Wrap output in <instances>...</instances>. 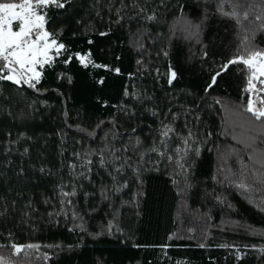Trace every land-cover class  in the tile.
I'll use <instances>...</instances> for the list:
<instances>
[{"label": "trees", "instance_id": "trees-1", "mask_svg": "<svg viewBox=\"0 0 264 264\" xmlns=\"http://www.w3.org/2000/svg\"><path fill=\"white\" fill-rule=\"evenodd\" d=\"M219 2L65 0L43 10L45 29L67 51L41 70L39 91L0 81V256L264 264V120L246 111L248 69H223L264 50L255 20L264 4L226 0L237 24L217 12ZM88 52L106 67L73 55ZM61 187L76 196L58 195ZM11 243L40 247L17 257Z\"/></svg>", "mask_w": 264, "mask_h": 264}, {"label": "snow or ice", "instance_id": "snow-or-ice-1", "mask_svg": "<svg viewBox=\"0 0 264 264\" xmlns=\"http://www.w3.org/2000/svg\"><path fill=\"white\" fill-rule=\"evenodd\" d=\"M225 2L226 0H220L217 12L222 16L236 19L237 24H239L240 19L235 10L232 12L224 10ZM260 3L264 4V0H260ZM50 6L64 8L65 0H21L19 3L0 2V81H10L17 86L26 85L33 90L39 91L37 85L40 84L43 75L41 70L46 65L51 66L55 57H59L63 52L67 51L65 44L59 43L55 36L45 29L46 16L43 10ZM148 19H153V17L150 16ZM244 19H248L247 12L244 13ZM255 20L261 21L259 27L264 29V17L257 15L255 16ZM14 23L17 30H13ZM105 34L101 33V35ZM246 42L245 38L244 43ZM73 55L84 67H88L89 65L106 67L95 64L91 59L90 52L85 54L74 53ZM72 58L70 55L64 62L68 63ZM237 63L243 64L249 72L247 86L244 89V92L249 94L246 111L250 112L256 120H264V95H262L264 94V50L249 51L246 56L238 55L234 59L229 60L223 66V69L227 70L230 64ZM115 71L119 73V69H115ZM216 75L219 76L220 73L218 72ZM175 78L176 73L170 70L169 84ZM100 82L103 83V81ZM215 82L216 77H213L212 84H215ZM211 86L209 85V87ZM125 95H128V93L125 92ZM164 127L165 130L162 132V135L166 137L173 130L166 125ZM190 138L191 132H189ZM184 143L188 144V139H185ZM151 151L157 152L158 150L153 147ZM176 151L179 153L181 149L177 148ZM158 154L164 155L163 152H158ZM196 154H199L198 149L196 150ZM168 160L171 161L172 157L169 156ZM91 164L92 161L90 159L86 161V165ZM100 164L101 166L105 164L103 154H101ZM177 164L180 168L184 167L179 161H177ZM71 167L75 169L76 166L71 165ZM123 167L124 165H120L115 170L120 172ZM88 171L90 172L91 169L88 168ZM80 176H84V173L81 172ZM240 187L246 188L243 184ZM76 194L74 187L70 192L64 191L63 187H61L58 193V195L65 198L74 197ZM60 203L63 204L65 201L61 200ZM67 203L71 205L73 202L71 199H68ZM109 230H111V224ZM9 246L12 249V256L17 257L21 256V254L27 255L26 250L38 251L40 247L34 244L18 245L16 243H11ZM0 247H4V245H0ZM0 264H12V262L9 258L0 256Z\"/></svg>", "mask_w": 264, "mask_h": 264}, {"label": "rangeland", "instance_id": "rangeland-1", "mask_svg": "<svg viewBox=\"0 0 264 264\" xmlns=\"http://www.w3.org/2000/svg\"><path fill=\"white\" fill-rule=\"evenodd\" d=\"M13 30H17L16 29V26H15V23L13 24ZM258 87H259V85H257ZM262 95H264V94H262ZM259 106V105H258Z\"/></svg>", "mask_w": 264, "mask_h": 264}]
</instances>
